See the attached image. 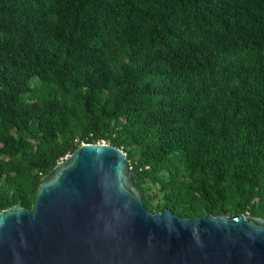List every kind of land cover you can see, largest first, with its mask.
Returning <instances> with one entry per match:
<instances>
[{
	"label": "trees",
	"instance_id": "trees-1",
	"mask_svg": "<svg viewBox=\"0 0 264 264\" xmlns=\"http://www.w3.org/2000/svg\"><path fill=\"white\" fill-rule=\"evenodd\" d=\"M99 143L151 213L264 219V0H0V212Z\"/></svg>",
	"mask_w": 264,
	"mask_h": 264
},
{
	"label": "water",
	"instance_id": "water-1",
	"mask_svg": "<svg viewBox=\"0 0 264 264\" xmlns=\"http://www.w3.org/2000/svg\"><path fill=\"white\" fill-rule=\"evenodd\" d=\"M122 150L82 144L32 210L0 212V264H264V219L149 212Z\"/></svg>",
	"mask_w": 264,
	"mask_h": 264
}]
</instances>
